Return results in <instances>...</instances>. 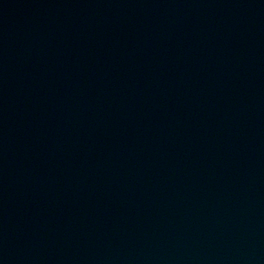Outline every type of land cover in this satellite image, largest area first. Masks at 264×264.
I'll return each mask as SVG.
<instances>
[{
  "label": "water",
  "instance_id": "95a60500",
  "mask_svg": "<svg viewBox=\"0 0 264 264\" xmlns=\"http://www.w3.org/2000/svg\"><path fill=\"white\" fill-rule=\"evenodd\" d=\"M0 264H264V0H0Z\"/></svg>",
  "mask_w": 264,
  "mask_h": 264
}]
</instances>
